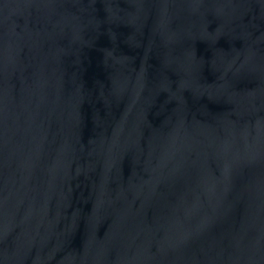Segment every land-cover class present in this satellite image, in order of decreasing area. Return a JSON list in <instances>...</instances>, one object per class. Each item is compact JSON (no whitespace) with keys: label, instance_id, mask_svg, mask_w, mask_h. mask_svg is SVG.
I'll use <instances>...</instances> for the list:
<instances>
[{"label":"water","instance_id":"95a60500","mask_svg":"<svg viewBox=\"0 0 264 264\" xmlns=\"http://www.w3.org/2000/svg\"><path fill=\"white\" fill-rule=\"evenodd\" d=\"M0 264H264V0H0Z\"/></svg>","mask_w":264,"mask_h":264}]
</instances>
